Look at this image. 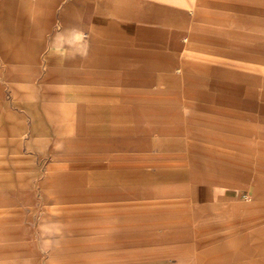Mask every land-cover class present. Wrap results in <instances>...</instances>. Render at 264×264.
Returning <instances> with one entry per match:
<instances>
[{"label":"crops","instance_id":"crops-1","mask_svg":"<svg viewBox=\"0 0 264 264\" xmlns=\"http://www.w3.org/2000/svg\"><path fill=\"white\" fill-rule=\"evenodd\" d=\"M0 264H264V0H0Z\"/></svg>","mask_w":264,"mask_h":264}]
</instances>
